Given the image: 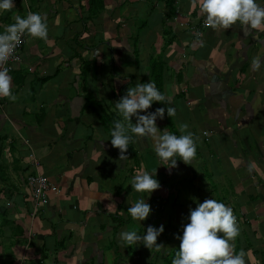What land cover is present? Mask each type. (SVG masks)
Wrapping results in <instances>:
<instances>
[{
	"label": "crops",
	"instance_id": "obj_1",
	"mask_svg": "<svg viewBox=\"0 0 264 264\" xmlns=\"http://www.w3.org/2000/svg\"><path fill=\"white\" fill-rule=\"evenodd\" d=\"M79 1L81 8L74 0H13L15 7L7 12L6 18L14 22L17 15L41 14L49 38L25 34L20 59L8 70L16 100L0 98V264H146L143 250L148 256L151 251L143 244L127 246L120 240L129 224L118 214L126 216L130 206L145 199L152 217H159L155 221H162L154 227L173 222L163 195L171 188L165 180L169 174L163 175L159 191L150 195L130 184L135 175L148 170L144 159L154 141L133 135L128 159L120 160L119 149L111 144L113 119L105 123V109L117 111L115 95H126L135 78L123 71L119 61L127 47L128 19L121 11H112V4L120 6L126 0H93L100 12L95 23L85 21L79 12L88 9L91 0ZM256 2L264 6V0ZM161 8L160 30L143 39L152 43L162 62L163 86L178 85L166 96L168 106L176 110L175 125L187 124L198 137L197 152L210 169L206 177L191 171L187 178L196 183L212 176L216 192L237 218L235 252L246 253L245 264H264V133L260 132L264 131V30L246 31L239 23L228 30H213L202 24L206 16L201 0H173ZM1 23L0 33L9 25ZM257 56L262 63L253 70ZM86 64L89 71L84 74L81 69ZM138 72L136 68L132 87L151 80L145 79L149 76L145 69L142 76ZM158 122L164 129L166 120L158 118ZM248 125L255 126L250 127L255 132L250 138L255 152L245 148L242 135ZM180 164L178 157L170 177L184 168ZM156 165L149 173L159 170ZM197 165L201 170L202 164ZM36 171L54 188L32 217L26 179ZM178 177L180 181L170 182L180 184L186 178ZM195 194L201 198L200 202L191 199L192 208L216 197L207 185ZM152 201L161 205L163 213L153 208ZM190 207L184 218L187 223ZM131 227L145 234L137 223ZM157 239L165 244L163 250L171 248L170 234Z\"/></svg>",
	"mask_w": 264,
	"mask_h": 264
},
{
	"label": "clouds",
	"instance_id": "obj_2",
	"mask_svg": "<svg viewBox=\"0 0 264 264\" xmlns=\"http://www.w3.org/2000/svg\"><path fill=\"white\" fill-rule=\"evenodd\" d=\"M26 6V5H25ZM15 7L13 0H0V12L11 11ZM201 12L206 16V26L213 30H228L239 23L243 30H264V6L256 0H201ZM48 24L39 13L29 12L26 17L15 16V22L5 26L0 33V98L16 100L12 91V78L8 69L3 66L13 57L15 50L22 43L25 34L47 40ZM259 56L253 58V70L261 66ZM153 102L167 104V98L150 80L147 83L137 82L135 87H129L126 95L115 103V109L123 120L115 121L111 131V144L119 149L120 160H127V149L133 135L138 138H151L154 141V151L162 161L160 165L168 168L177 167L179 157L185 164H192L197 154L194 133L188 131L187 124L179 125L182 135L167 131L161 132L156 120L164 118L165 108H157L154 112L147 111ZM146 112V114H141ZM174 107H167V115L175 116ZM136 117V123L132 118ZM156 172V171H155ZM155 172L143 171L131 180L132 189L149 195L160 188ZM136 221L145 220L152 211L145 199L138 200L127 209ZM189 223L183 226L179 251L172 264H245L246 253L235 252L234 241L239 235V226L233 210L215 199H205L198 203L195 209H190ZM164 226L159 228L149 225L146 233L141 235L136 231H122L120 240L127 246L143 244L149 250L157 251L163 244L157 243V238L163 233Z\"/></svg>",
	"mask_w": 264,
	"mask_h": 264
},
{
	"label": "rangeland",
	"instance_id": "obj_3",
	"mask_svg": "<svg viewBox=\"0 0 264 264\" xmlns=\"http://www.w3.org/2000/svg\"><path fill=\"white\" fill-rule=\"evenodd\" d=\"M173 1V0H172ZM115 0L112 2L114 3ZM119 2V1H118ZM74 3L77 4V8L80 7L81 3L79 0H74ZM88 3V2H85ZM91 3V2H89ZM166 3H168V0H155L154 2L152 0H145V1H139V2H135V1H130V0H126L121 1V4L119 6V4L117 5H113V13H117L119 14V12L121 11L125 17L128 19V27L130 29L129 34H128V39H127V47L125 48V50L123 49V51H121L120 54V58L119 61L121 62V66L123 67V71L127 74H129L130 72V76H132V74H135V78L133 80V83L128 84V87H132L134 85V81H136L137 77H136V68L139 69V72L137 73L138 75L142 76L143 70L145 69L146 72L149 73V76L147 79H151V81L155 84V81L153 78H155L153 76V68H154V62H158V55H156L153 52V48L151 46L152 43H148L146 41H144L143 36H147V38H151L152 35L155 32H158V30H160V25H162V22L160 20H162L159 16H162V14L164 15V13L162 12V10H164L163 8H161L162 5H165ZM98 3L93 5V9L92 10H83L81 9L79 12L81 14V16L84 17L85 21H92L93 23H95V18H99L100 17V12L98 11ZM123 6V7H122ZM122 7V8H121ZM81 8V7H80ZM121 8V9H120ZM123 8H127L126 11H123ZM103 12V11H101ZM150 20L152 21L150 24ZM98 21V20H97ZM96 21V22H97ZM120 28V26H119ZM147 30H151L152 33L148 34L146 33ZM140 42H142V44H140ZM109 48L108 45L105 46V50L107 51ZM122 48V47H121ZM88 51V50H87ZM108 53V52H107ZM110 53V52H109ZM152 62V64H151ZM138 65H137V64ZM155 74V73H154ZM48 79V77H47ZM150 81V80H149ZM174 87H178V85L176 83H172V84H168L166 83V88L165 86H163V94L165 96H171L173 93V88ZM112 91H113V85H112ZM119 94V93H117ZM173 98V97H172ZM119 98H114L115 101H117ZM153 105L156 106V108H153ZM157 106H159V108H161V105L159 102H153L151 108L149 110H152L153 112L158 108ZM106 111V115L109 117L108 122H110L116 115V113L118 114V112L114 109H105ZM109 113V115H108ZM146 114V113H144ZM119 115V114H118ZM165 115H167V108L165 111ZM105 116V115H104ZM121 116V115H119ZM122 120L123 117L121 116ZM159 118V117H158ZM158 118L156 120V124L157 127L161 130V132L163 131H167L162 129V126L159 124L158 122ZM164 119H166V117H164ZM132 122L136 123V117L134 116L132 118ZM166 124V123H165ZM181 124H184L183 122H181ZM251 128H255V126L250 125ZM249 125L246 126L243 130L246 131V133L244 135H242L243 137H245L244 139V144H245V148L246 151L248 152H255L256 149L253 147L252 143H251V134L255 133L254 131L250 130ZM178 132L180 133V135H182L183 133H181L179 131L178 126H176ZM260 132L264 133V131ZM235 135L239 136L238 132H233ZM217 139V138H216ZM149 146V150L147 152V157L144 159V161L147 159V163L145 162V165H147L146 167L151 168L153 166H155V164L157 163L156 166H160L159 170L155 172L156 173V179L161 183H163V177L165 175H168V177H165V180L168 181L169 186H171V188H169L168 190H164L163 191V195L166 197V199H168V202L165 205V209L166 214L171 215L173 217V222L172 225L170 224L171 221H164L165 225H164V231L161 234V236L170 234L172 236L171 239V243H170V249L168 251H165L162 249H160L159 251L156 250V248L154 247L152 250H149L147 248V250L151 251L150 255L148 256L146 254V251L143 250V254H144V258H148L145 259L146 264H172V260L175 258L176 253L179 251V245H180V239H178L177 237H182L183 235V224H185V222L187 221V219H184L185 217H187V211H188V207H190V205L192 207H194V204H191V199H193L194 197H197V194H195L196 192H198V189L203 188L207 185V186H212V183L214 184L213 181H211V177L209 178H204V180L200 181L201 187H197L196 185L199 184V181L194 183V181L192 180H188L187 177L192 176V172L194 171L195 174H199V173H203L202 175H204L206 177V173L210 172L209 169V165H207L204 161V156H201L198 154H196L195 157V164H188L187 166H185L186 164L181 160V166H183L184 168H181L182 170L179 172V174L181 176H185L186 178L183 179L182 183L179 184V182L177 184H173L175 183V180H179L180 181V177L179 174L177 173L176 177H170V173H171V168L168 167H164V165H160V162H158L157 159V154L154 151V148H150L152 146ZM155 153V154H154ZM203 153V152H202ZM199 155V156H198ZM198 156V158H197ZM196 164H202V168L200 170V166ZM193 169V170H192ZM147 170V171H148ZM165 170V171H164ZM163 172V174H161V172ZM150 172V170L148 171ZM164 175V176H163ZM198 178H200L198 176ZM168 179V180H167ZM198 180V179H197ZM170 181H172L173 183H171ZM218 182H221V180H216ZM206 184V185H204ZM204 185V186H203ZM159 191V189H158ZM201 197H197L198 201L200 202ZM151 199V197H149V200ZM190 200V201H189ZM153 206V208H157L158 207V211L163 213V211L161 210V205L157 204L155 202H150ZM190 207V209H195ZM152 213V212H151ZM150 215L143 221H136L134 220L131 215L128 213V211L126 210V216H121L118 214L119 218H122V221H124L125 224H129L128 226V231H133L131 227V224L133 223H137L139 225V228H142L143 233H146L147 227L149 225L153 226V225H157V224H161L162 221H155L156 218L159 217H152V215ZM163 215V214H162ZM155 218V219H154ZM168 217L165 216V219H167ZM162 219H164V216H162ZM176 220V221H174ZM169 222V223H168ZM187 224V222H186ZM139 230V229H138ZM138 233V232H137ZM170 239V236H169ZM157 241L159 242V244H161L160 240L157 239ZM165 245V244H163ZM165 247V246H164Z\"/></svg>",
	"mask_w": 264,
	"mask_h": 264
},
{
	"label": "built area",
	"instance_id": "obj_4",
	"mask_svg": "<svg viewBox=\"0 0 264 264\" xmlns=\"http://www.w3.org/2000/svg\"><path fill=\"white\" fill-rule=\"evenodd\" d=\"M202 24L206 25V21H203ZM23 42L24 37L22 38V43L15 50L13 57L7 62L6 65L3 66L4 68H7L9 70L11 69L13 63L19 61V51ZM34 165L35 167H37L38 161L34 160ZM26 184L31 190V216L33 217L38 208H40L43 204L48 201V193L54 187L51 182H49V180L46 178V176L39 171L29 174L26 179Z\"/></svg>",
	"mask_w": 264,
	"mask_h": 264
},
{
	"label": "trees",
	"instance_id": "obj_5",
	"mask_svg": "<svg viewBox=\"0 0 264 264\" xmlns=\"http://www.w3.org/2000/svg\"><path fill=\"white\" fill-rule=\"evenodd\" d=\"M93 0H91V3L90 4H88V10L90 11V10H92L94 7H93V5H92V2ZM172 2V0H168V4L169 3H171ZM7 12L8 11H6V13H2V14H0V20H2V23H3V21H4V23H9V25L10 24H12L14 21L12 20V19H7L6 17L8 16L7 15ZM1 23V24H2ZM85 63H87L86 61H85ZM151 64H152V62H151ZM87 71H89V67L87 66V64L81 69V72L82 73H84V74H86L87 73ZM152 73H153V76L155 77V78H153L154 79V81H155V86H156V88L163 94V80H162V62L158 59V62H154V68H153V71H152ZM155 73V74H154ZM46 79V78H45ZM115 97L116 98H119L120 99V97L118 96V95H115ZM167 102H168V100H167ZM160 103V105H161V107L162 108H165V111H166V108L168 107V103L167 104H165V103H163V102H159ZM158 108H159V106H157ZM153 108H156V106L155 105H153ZM116 113V112H115ZM116 115L117 116H115L114 118H113V121H112V125H114V122L115 121H118V120H121L122 118H121V116H118V114L116 113ZM105 116H106V118H105V123H109L108 122V120H109V117L106 115V112H105ZM164 117H166V124H165V127L167 128V132H170V133H172V134H175V135H177V136H179L180 134L178 133V130H177V128H176V125H175V123H174V121H173V119H172V117H170V116H168V115H164ZM111 122V121H110ZM176 158H178V157H176ZM214 185V184H213ZM212 185V191L214 192V195H216V197H215V200H217L218 202H221V203H223V198H222V196L221 195H218V192H216V187L215 186H213ZM166 200V199H165ZM172 262V261H171Z\"/></svg>",
	"mask_w": 264,
	"mask_h": 264
}]
</instances>
